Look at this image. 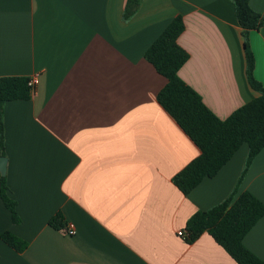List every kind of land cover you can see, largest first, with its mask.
Listing matches in <instances>:
<instances>
[{
    "label": "crops",
    "instance_id": "1",
    "mask_svg": "<svg viewBox=\"0 0 264 264\" xmlns=\"http://www.w3.org/2000/svg\"><path fill=\"white\" fill-rule=\"evenodd\" d=\"M0 0V77L37 76L29 100L5 104L4 156L14 223L0 194V264H237L208 234L178 232L224 201L242 173L243 145L184 195L173 178L200 149L160 106L167 84L144 57L177 17L189 59L179 77L224 120L259 94L248 83L243 29L229 0ZM264 12V0H250ZM264 87V27L249 33ZM1 187V183H0ZM264 204V148L239 193ZM62 212L65 231L49 225ZM74 231L73 235L69 232ZM25 242L17 252L1 239ZM264 262V216L243 240Z\"/></svg>",
    "mask_w": 264,
    "mask_h": 264
},
{
    "label": "trees",
    "instance_id": "2",
    "mask_svg": "<svg viewBox=\"0 0 264 264\" xmlns=\"http://www.w3.org/2000/svg\"><path fill=\"white\" fill-rule=\"evenodd\" d=\"M142 0H128L124 19L128 20ZM243 29L246 74L251 88L259 95L237 109L228 118H218L202 101L200 95L180 77L179 71L189 59L178 39L185 30L184 19L177 16L145 52V59L167 79L158 93L160 106L176 121L184 133L200 149V155L174 178L175 186L184 194H190L205 178L215 177L246 145L248 155L242 173L231 194L214 207L195 213L186 223L184 239L196 241L208 233L237 264H264L248 250L243 240L264 216V204L248 191L239 193L240 186L255 158L264 148V87L254 76L255 58L249 43V33L264 27V12L250 7V0H229ZM30 78L0 77V155L4 154L3 108L6 103L26 101L32 96ZM0 194L14 223L19 221L16 203L8 196L6 177L0 175ZM49 225L65 231L67 224L62 212L56 213ZM2 241L17 252L26 243L10 232L1 235Z\"/></svg>",
    "mask_w": 264,
    "mask_h": 264
},
{
    "label": "built area",
    "instance_id": "3",
    "mask_svg": "<svg viewBox=\"0 0 264 264\" xmlns=\"http://www.w3.org/2000/svg\"><path fill=\"white\" fill-rule=\"evenodd\" d=\"M38 82H39V79H38V77L37 76H34V77H32V78H30V80H29V86H30V88H31V93H32V95L35 93V91H36V86H37V84H38ZM75 232L74 231H70L69 232V234L70 235H73ZM178 235L180 236V237H183L184 238V236H185V232L184 231H181V232H178Z\"/></svg>",
    "mask_w": 264,
    "mask_h": 264
},
{
    "label": "water",
    "instance_id": "4",
    "mask_svg": "<svg viewBox=\"0 0 264 264\" xmlns=\"http://www.w3.org/2000/svg\"><path fill=\"white\" fill-rule=\"evenodd\" d=\"M8 159L4 156H0V175L5 177L7 169Z\"/></svg>",
    "mask_w": 264,
    "mask_h": 264
}]
</instances>
